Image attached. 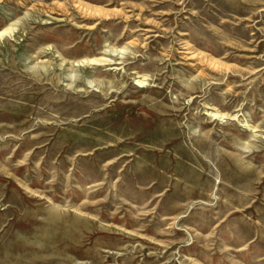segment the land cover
I'll return each instance as SVG.
<instances>
[{"label":"rangeland","instance_id":"374dc122","mask_svg":"<svg viewBox=\"0 0 264 264\" xmlns=\"http://www.w3.org/2000/svg\"><path fill=\"white\" fill-rule=\"evenodd\" d=\"M6 28L0 264H264V0H0Z\"/></svg>","mask_w":264,"mask_h":264},{"label":"bare ground","instance_id":"6f19581e","mask_svg":"<svg viewBox=\"0 0 264 264\" xmlns=\"http://www.w3.org/2000/svg\"><path fill=\"white\" fill-rule=\"evenodd\" d=\"M6 30H7V28L4 29L3 31H0V34L5 32ZM107 60L108 59L104 58V57H95V58L89 59V60L84 61V62H87V63L89 62L91 64H106ZM216 115H217V118H218V117H222L224 114L223 113L222 114L216 113Z\"/></svg>","mask_w":264,"mask_h":264}]
</instances>
